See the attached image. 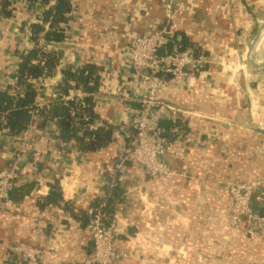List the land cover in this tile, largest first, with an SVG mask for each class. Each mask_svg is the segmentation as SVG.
Returning a JSON list of instances; mask_svg holds the SVG:
<instances>
[{"label":"crops","instance_id":"0c3cea01","mask_svg":"<svg viewBox=\"0 0 264 264\" xmlns=\"http://www.w3.org/2000/svg\"><path fill=\"white\" fill-rule=\"evenodd\" d=\"M68 2L64 38L46 49L58 55L61 69L97 66L95 110L99 122L114 126L113 139L82 151L74 140L58 138L45 113L32 115L30 149L20 156L16 190L0 207V264H13L7 248L20 242L39 249L31 264H79L89 256L87 221L63 209L61 201L84 216L107 195L103 187L118 146L126 142L122 130L137 109L125 94L141 97L146 90L125 51L134 37L162 26L174 44L196 46L207 60L184 81L157 88V95L177 108L183 129L204 144L194 143L186 160L166 158L175 171L169 177L148 179L135 163L121 170L124 199L116 205L114 245L125 257L114 264H264V237L245 222L231 225L225 186L264 179V67H253L246 57L264 21V0ZM51 4L14 0L0 18V87L15 83L19 55L31 47L30 26L42 21ZM251 56L264 63V29ZM56 74L32 79L37 106L63 96L54 88L62 77L54 83ZM16 153L15 135L0 134V169ZM56 184L59 192L52 194ZM45 198L51 200L41 202Z\"/></svg>","mask_w":264,"mask_h":264},{"label":"built area","instance_id":"2783aa9c","mask_svg":"<svg viewBox=\"0 0 264 264\" xmlns=\"http://www.w3.org/2000/svg\"><path fill=\"white\" fill-rule=\"evenodd\" d=\"M13 1L9 0V3ZM3 14L4 7L0 1V18ZM28 35L31 39L30 29ZM171 39L168 27L162 26L148 34L134 37L125 51L126 59L139 75L141 82L146 85V90L141 97L125 94L124 100L135 101L139 103V107L127 128L122 130L121 134L126 142L118 146L117 161L110 171L112 178L116 177L117 172L123 170L127 163L137 164L142 169L143 176L148 179L172 176L175 171L169 167L166 158L186 160L187 153L194 143L204 144V140L195 139L178 125L172 126L168 131L160 125L163 119L178 118V110L172 103L157 95V88L166 82L184 81L192 70L200 69L207 61L204 56L197 55L192 46L179 47L172 44L171 50L162 53L160 49ZM49 43L44 40L41 32L38 46L44 51H49L46 49ZM6 132H9L8 128L2 125L0 134ZM31 139L32 133L28 128L15 135L17 153L7 167L0 169V207L9 199V194L19 179L20 156L29 151ZM225 186L231 199V225L238 226L239 223L245 222L251 232L264 237V214L254 210L252 206L255 201L264 209V179L233 180L226 182ZM104 205L105 202L102 201L88 210L92 249L89 256L79 264H114L125 257L124 251L114 245L117 222L115 218L105 220L102 210ZM7 252L13 264H31L35 261L39 249L20 242L9 246Z\"/></svg>","mask_w":264,"mask_h":264},{"label":"trees","instance_id":"16d2710c","mask_svg":"<svg viewBox=\"0 0 264 264\" xmlns=\"http://www.w3.org/2000/svg\"><path fill=\"white\" fill-rule=\"evenodd\" d=\"M4 7V14H8L9 0H0ZM49 4L42 13V21L30 26L31 48L24 54L19 55L17 66V78L13 85H7L0 89V128L5 125L12 135H17L26 130L30 124L31 117L35 112H42L56 125L58 138L67 142L74 140L82 151L95 150L108 144L113 139L114 126L100 120L95 110V96L100 86V76L97 66L84 64L74 70L61 69L62 77L55 84V91L63 95L52 103L37 106L35 104L36 90L32 79L42 76H54L59 65V57L53 51H44L38 46V37L43 32V38L48 42H58L64 38L62 24L67 21L70 12L68 0H28ZM175 41L171 39L160 51H169ZM192 46V45H191ZM198 54L199 49L192 46ZM79 91L80 93H77ZM73 95H70L73 93ZM131 106L139 107L135 101H127ZM136 104V105H135ZM3 122V123H2ZM160 125L168 131L172 126L178 125L183 128L179 119H163ZM11 161L8 163V165ZM7 165V166H8ZM118 171L116 177H108V182L103 189L107 195L94 201L92 207L104 201L103 212L105 220L115 218L116 205L124 199L122 186L119 184ZM113 180V181H112ZM12 189L9 198L15 192ZM59 192L58 185L52 186V194ZM51 196V195H50ZM48 196V197H50ZM51 198H45L41 202L48 203ZM63 209L75 215L78 220L89 221L88 212L84 216H78L70 202L61 201ZM254 210L264 214L257 202L252 204ZM91 207V208H92ZM82 217V218H81Z\"/></svg>","mask_w":264,"mask_h":264},{"label":"water","instance_id":"95a60500","mask_svg":"<svg viewBox=\"0 0 264 264\" xmlns=\"http://www.w3.org/2000/svg\"><path fill=\"white\" fill-rule=\"evenodd\" d=\"M264 29V21H262V23L259 25V29L257 31V33L252 37L251 41L249 42V45H248V50H247V53H246V57H247V60L249 61V63L255 67V68H263L264 67V63H261V64H257L254 59L252 58L251 56V51L253 49V46L254 44L256 43L260 33L263 31ZM60 69H61V65H58L57 67V74H56V77L54 78V83L57 81L58 78H60L61 76V72H60Z\"/></svg>","mask_w":264,"mask_h":264}]
</instances>
